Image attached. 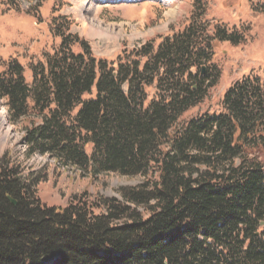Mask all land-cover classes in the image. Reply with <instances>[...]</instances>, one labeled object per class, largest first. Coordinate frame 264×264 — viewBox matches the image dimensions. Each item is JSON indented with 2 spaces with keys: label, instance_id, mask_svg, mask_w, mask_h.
<instances>
[{
  "label": "trees",
  "instance_id": "trees-1",
  "mask_svg": "<svg viewBox=\"0 0 264 264\" xmlns=\"http://www.w3.org/2000/svg\"><path fill=\"white\" fill-rule=\"evenodd\" d=\"M207 32L194 21L117 69L59 33L60 50L34 67L32 85L8 64L0 100L12 122L27 123V157L56 163L28 171L12 152L0 156V264H264V86L246 78L222 114L180 124L218 83L217 43L239 44L224 28ZM63 168L143 181L121 200L48 207L38 187Z\"/></svg>",
  "mask_w": 264,
  "mask_h": 264
},
{
  "label": "rangeland",
  "instance_id": "rangeland-1",
  "mask_svg": "<svg viewBox=\"0 0 264 264\" xmlns=\"http://www.w3.org/2000/svg\"><path fill=\"white\" fill-rule=\"evenodd\" d=\"M194 21L207 25L210 36L218 27L226 29L229 35H236L239 44L217 43L209 66L218 68V83L201 104L182 117L180 124L185 125L205 115L222 114L224 96L246 78L258 79L264 86V0H0V73L17 61L32 85L34 67L60 50L59 33L85 40L96 59L114 62L117 69L118 64L135 60L134 52L144 46H151L155 53L165 37L183 33ZM72 51L83 53L79 44ZM147 96L148 103L155 98V85L147 89ZM3 119L7 126L0 128V156L12 152L28 171L55 166L56 159L48 155L27 157V123L12 122L6 102L0 100V125ZM5 132L10 135L3 142ZM92 152L91 147L86 149L88 156ZM57 172L52 170L51 182L38 187L37 196L48 207L63 208L77 199L96 204L103 199L121 200L124 189L143 181L117 173L93 177L73 168Z\"/></svg>",
  "mask_w": 264,
  "mask_h": 264
},
{
  "label": "bare ground",
  "instance_id": "bare-ground-1",
  "mask_svg": "<svg viewBox=\"0 0 264 264\" xmlns=\"http://www.w3.org/2000/svg\"><path fill=\"white\" fill-rule=\"evenodd\" d=\"M97 34V33H96ZM102 34V33H101ZM100 35V34H99ZM7 126V120L6 119H3V121H2V123H1V125H0V128L3 130V129H5V127ZM9 130V129H8ZM10 131V130H9ZM9 135H10V132H5V135H3L4 136V138H3V142L5 141V140H7L8 139V137H9Z\"/></svg>",
  "mask_w": 264,
  "mask_h": 264
},
{
  "label": "water",
  "instance_id": "water-1",
  "mask_svg": "<svg viewBox=\"0 0 264 264\" xmlns=\"http://www.w3.org/2000/svg\"><path fill=\"white\" fill-rule=\"evenodd\" d=\"M13 204L16 205V202L13 201Z\"/></svg>",
  "mask_w": 264,
  "mask_h": 264
}]
</instances>
